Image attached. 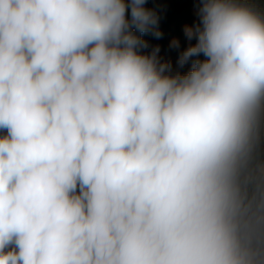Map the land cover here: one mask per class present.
Instances as JSON below:
<instances>
[{
	"label": "clouds",
	"instance_id": "obj_1",
	"mask_svg": "<svg viewBox=\"0 0 264 264\" xmlns=\"http://www.w3.org/2000/svg\"><path fill=\"white\" fill-rule=\"evenodd\" d=\"M0 0V264H264V2Z\"/></svg>",
	"mask_w": 264,
	"mask_h": 264
},
{
	"label": "trees",
	"instance_id": "obj_2",
	"mask_svg": "<svg viewBox=\"0 0 264 264\" xmlns=\"http://www.w3.org/2000/svg\"><path fill=\"white\" fill-rule=\"evenodd\" d=\"M147 6L156 8L159 11L163 37L157 40L151 36H145V39H148L150 43L159 44L165 52L178 55V50L170 49L168 45L173 38H177L180 40L181 50L187 46L183 28L196 19L194 13L195 0H148Z\"/></svg>",
	"mask_w": 264,
	"mask_h": 264
},
{
	"label": "rangeland",
	"instance_id": "obj_3",
	"mask_svg": "<svg viewBox=\"0 0 264 264\" xmlns=\"http://www.w3.org/2000/svg\"><path fill=\"white\" fill-rule=\"evenodd\" d=\"M152 45H156L154 43H151ZM164 60H169L172 63V68L173 71H180V72H187L190 68V64L185 65L183 68H180L177 64V59H178V55L173 54V53H169V52H165L164 50L161 49L160 54H159Z\"/></svg>",
	"mask_w": 264,
	"mask_h": 264
}]
</instances>
